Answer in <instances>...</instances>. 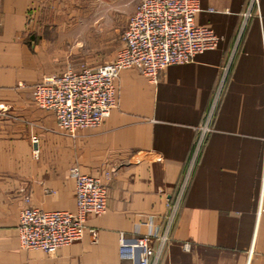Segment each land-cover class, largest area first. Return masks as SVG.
Returning a JSON list of instances; mask_svg holds the SVG:
<instances>
[{
  "label": "crops",
  "instance_id": "1",
  "mask_svg": "<svg viewBox=\"0 0 264 264\" xmlns=\"http://www.w3.org/2000/svg\"><path fill=\"white\" fill-rule=\"evenodd\" d=\"M74 2L0 0V264H131L120 255L121 235L163 226L196 126L228 63L214 129L160 264H264V0L240 40L249 0H200L196 21L220 35L218 46L165 67L156 81L136 67L121 70L118 105L101 125L71 136L53 111L36 102L33 90L68 67L70 46L61 48L54 21L70 18L61 7ZM33 136L39 138L38 156ZM75 165L108 185L106 211L87 216L97 241L86 230L54 253L24 248L18 232L24 206L76 209Z\"/></svg>",
  "mask_w": 264,
  "mask_h": 264
},
{
  "label": "built area",
  "instance_id": "2",
  "mask_svg": "<svg viewBox=\"0 0 264 264\" xmlns=\"http://www.w3.org/2000/svg\"><path fill=\"white\" fill-rule=\"evenodd\" d=\"M259 1L249 0L239 40L254 9L259 7ZM200 9V0H140L128 19L122 33V46L113 60L80 69L68 66L60 73L45 76L34 85L36 102L53 111L59 127L71 136H76L81 128L101 125L119 103L121 70L136 67L156 81L165 67L191 61L198 53L218 46L220 35L209 25L196 21ZM229 70L230 63L224 67L221 83L196 126L188 167L176 196L167 201L169 209L163 215V226L133 237L121 235L120 255L131 264H160L194 166L214 129ZM32 142L33 153L38 156L39 138L33 136ZM71 172L75 177L76 209L46 210L30 204L24 206L18 223L20 243L24 248L54 253L59 247L81 239L86 230L97 241V229L87 225V216L106 211L108 185L102 177L83 172L77 165ZM25 198L29 201L30 195ZM185 246L189 247L190 243Z\"/></svg>",
  "mask_w": 264,
  "mask_h": 264
},
{
  "label": "rangeland",
  "instance_id": "3",
  "mask_svg": "<svg viewBox=\"0 0 264 264\" xmlns=\"http://www.w3.org/2000/svg\"><path fill=\"white\" fill-rule=\"evenodd\" d=\"M136 7L132 3L116 6L108 0H75L64 4L61 11L69 12L70 18L54 22L60 25L61 48L70 46L67 66L79 69L115 58L122 46L127 17Z\"/></svg>",
  "mask_w": 264,
  "mask_h": 264
}]
</instances>
